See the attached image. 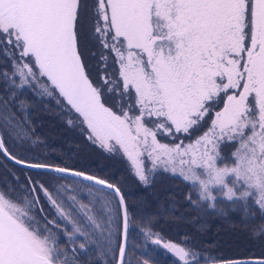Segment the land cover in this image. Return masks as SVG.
<instances>
[{"label": "snow or ice", "instance_id": "snow-or-ice-1", "mask_svg": "<svg viewBox=\"0 0 264 264\" xmlns=\"http://www.w3.org/2000/svg\"><path fill=\"white\" fill-rule=\"evenodd\" d=\"M86 53L103 66L99 82L90 78ZM0 55L10 62L11 73L0 72L6 83L38 85L42 95L78 114L88 140L122 154L142 183L162 171L196 189L200 202H213L210 208L218 195L243 201L245 223H254V236L264 235V222L255 224L256 216L247 211L257 208L264 221V0H0ZM14 87L0 96V129L26 143L31 133L12 111ZM206 119L210 124L201 135L187 144L179 140L199 131ZM158 135L179 142L161 143ZM230 146L225 156L223 149ZM0 153L16 164L103 186L85 185L90 195L95 192L89 205L69 196L65 206L62 185L54 195L39 182L17 189L4 181L0 264H81L80 255L91 260L89 251L94 264H131L126 261L129 210L119 187L84 172L19 159L3 134ZM38 191L58 219L72 226L71 232L64 229L68 240L84 238L79 249L60 248L53 230L60 228L57 220L37 214L43 213ZM121 219L123 242H116ZM144 235L155 236L151 243L180 264H199L193 250L165 242L150 228ZM205 264H264V258L206 257Z\"/></svg>", "mask_w": 264, "mask_h": 264}, {"label": "rangeland", "instance_id": "rangeland-1", "mask_svg": "<svg viewBox=\"0 0 264 264\" xmlns=\"http://www.w3.org/2000/svg\"><path fill=\"white\" fill-rule=\"evenodd\" d=\"M89 3H91V0H89ZM95 51L96 49L95 47H93L92 52ZM85 63L88 65V68L90 70V78L94 82H99V77L103 75V66L99 64L98 59L93 58L90 53H86ZM109 65H111V60L109 61ZM5 70L11 73L10 62L6 61L5 58L0 55V71L3 72ZM108 71H112L111 66L109 67ZM16 85H19L18 78L16 79ZM10 87L14 86H10L9 83H6L3 78L0 77V96L7 97ZM14 90L16 93L17 103L12 107V111L15 113L18 120L27 122L24 121L23 116L28 115V113L32 110V106L37 109L41 108L52 119L55 117L59 118V124H63L65 126V128L63 129L66 130L64 133H66L65 136L67 137H62L61 147L57 148L56 141L58 138L53 139L51 137L45 136V133H37L35 130H28L31 133V139L26 143H22L19 140L10 139L9 136L6 133H3L2 129H0V134L4 135L5 145L11 154L17 156V158L23 153H27V155L30 157L32 156V154H35L37 160L41 163H44L45 158L48 157H51L53 160L66 158L73 163H79L82 165L83 163L89 164L96 170L105 173L115 174L116 171H118L116 159L118 155L122 154L108 153L98 145L93 144L91 141L89 142L92 143L95 148L92 146L89 155L83 154L81 157L80 154L78 155V153H81V150H83L85 147L81 143H79L78 137L81 135L80 133H82V128L79 121L76 119L78 114L70 113L66 109L62 108L57 103L56 98L54 99L53 97L42 95L38 85L34 86L30 84L25 85L22 88L14 87ZM21 101L23 102V110L20 109ZM32 111L35 112L34 110ZM21 112H24V114H21ZM53 113L55 114V117ZM69 120L72 121L71 124H69ZM202 123L203 127L199 131L193 133L191 137L181 135L179 137V140H183L184 143L187 144L190 142V140H194L198 135H201L203 131L207 129V126L210 124V120L206 119ZM84 134L87 136L86 132H84ZM158 139L161 143L172 144L179 142V140L167 135H158ZM33 140L37 142L33 144ZM45 140H47V142H45ZM233 148L234 146L225 147L223 149V154L225 156L230 155V152L233 150ZM95 149L100 152L101 157L95 156ZM124 159L127 163L129 173L136 181L133 184L128 178L122 176L121 179L123 180L124 184L118 183L122 188L124 195H126L128 199L126 203L129 202L132 205L129 206L128 232L130 233V238L128 241V248L126 252V261H130L131 264H143L145 260L148 261V264H180L178 258L175 257L170 251L163 248L162 245L151 243V240L154 239L155 236L149 238L144 235V231L148 228H150L153 233H158L165 242L171 240L163 237V235H161V232L169 234V231L175 230L174 228H176L179 223H186L182 226H186L187 230L194 229L197 232L201 230L204 231L201 226L196 225L194 222L195 220H199V217L197 219L187 218L188 214L190 215V211L192 210L189 206L192 200L184 197L187 196L183 193L184 185L191 190L196 206H198L199 211L202 213L201 219H208L214 217L216 214H219L223 217H226L227 215L229 217L228 219H226L227 221H236L237 223L240 220L245 221V209L243 206V201H229L225 197L218 195L217 200L214 202L216 204V207L210 208L208 204L213 202H200L197 195V190L191 188L187 183L183 182L179 176H172L171 174L157 171L154 176L152 174H149V183L146 185L142 183L138 179V177L135 176L133 170L129 165V162L126 160V158ZM5 160L6 159L0 153V168L2 171H4L3 173L5 175L4 177V175H1L0 173V185H2L4 181H7L8 183L15 185L17 189L22 186L32 187L33 185L29 183V181L31 180L43 184L54 195L56 194V187L62 185L67 189L60 194V199L64 201L65 206L71 204V201L68 200L69 196H75L78 204L82 203L85 205H89V202L92 199V195H95V192L90 195L89 189L85 187V185H92L90 183L60 175L57 176L46 172L29 170L28 172H26L27 170L25 171L24 169L19 167L16 168L8 164V161L6 160V162ZM65 162L67 161L65 160ZM228 162L230 163V161ZM145 167L146 170L151 168V163L147 159H145ZM57 177L61 178L57 179ZM156 182H158V184H167L166 186H161L162 189H167V187L169 188L167 189V191H164V193L169 192L170 201H168L167 204L161 203L162 198L158 194L161 191H159V189L155 190ZM92 187L94 189H101V187L96 185H92ZM103 191L105 193L109 192L105 189H103ZM216 191L217 190H214V194L216 193ZM36 195L39 197V207L43 208V213L41 214L38 212L37 214L46 215L49 220H57V223L60 225L59 229H53L59 236L60 248L62 250H68L72 247L79 249V245L80 243L84 242V238L77 235L74 238L75 243L69 241L67 235L64 234V229L65 227H67L68 232H71L72 226L70 224H66V222L63 220L58 219L55 208L47 201L43 192L38 191ZM141 204L148 206L149 214H145L146 207H140ZM249 204H251V201H249ZM66 210H68L67 207ZM247 211L249 215H255L257 218L256 220H258V216H260V214L257 208L249 207ZM176 216L178 217L177 219H175ZM257 222L258 221H255V224ZM119 223L121 225V231L115 238L116 242H121L122 239V219L121 221H119ZM248 224L251 225L252 228H255L253 222H248ZM206 225L208 224H205V226ZM218 229L219 228L212 227L211 229L205 230V232L199 234V236L208 235L213 237L214 234L217 233ZM211 245H209V247L215 249L214 246L212 247ZM233 245L236 246V244ZM183 246L199 254V264H205L206 257L211 258L208 254H205V251H201L197 247H189L184 244ZM69 255L71 254L69 253ZM87 257H90L91 260L86 258L84 255H80L78 259L80 260L81 264H94V261L96 259L94 251H89L87 253Z\"/></svg>", "mask_w": 264, "mask_h": 264}, {"label": "trees", "instance_id": "trees-1", "mask_svg": "<svg viewBox=\"0 0 264 264\" xmlns=\"http://www.w3.org/2000/svg\"><path fill=\"white\" fill-rule=\"evenodd\" d=\"M31 108L35 112L31 110L28 113V115L23 116L24 121H27L26 122L27 129L35 130L37 133H45V136L51 137L53 139L58 138L56 141V145H57V148H60L62 137H67L65 136L66 133H64L66 130L63 129L65 128V126L63 124L61 125L59 124V118L55 117L54 113L53 114L55 118L52 119L41 108L37 109V108H34L33 106ZM21 114H24V112H21ZM80 134L81 135L78 137L79 143L85 146L84 149L81 150V153H78V155L80 154V157H81L83 154L89 155L93 144L89 142V140L87 139V136L84 134L83 131ZM45 142H47V140H45ZM95 153H96L95 156L101 157V154L99 151H97V149H95ZM18 158L24 159L25 161L29 160L27 161L29 163H35V162L41 163L40 161L37 160V157L35 156V154H32V156L30 157L27 155V153H23ZM65 160L67 162H65ZM116 162L118 165V171H116L115 174H112V173H105V172L96 170L93 166L89 164L83 163L82 165L79 163L70 162L66 158L64 159L60 158V159L53 160L51 157H48V158H45L44 160V163L51 164L55 167H66L70 170L84 172L85 174L93 175L101 179H105L109 183L115 184L117 187H119L121 189L122 194L124 195L123 190L119 185V184H124L121 177L124 176L128 178L133 184L136 181L133 179L132 175L129 173L127 163L122 155L117 156ZM7 163L17 168V166L9 162ZM3 172L4 171H2L0 168L1 175H4ZM26 172H28V170ZM53 175H56V174H53ZM157 185H158V188H157ZM166 185L167 184H161V183L158 184V182H156V186H155V190L159 189V191H161L158 194L162 198L161 203L163 204H167L168 201H170L169 192L164 193V191L165 190L167 191V189L169 188L167 187V189H162L161 187V186H166ZM183 193L184 195H187V196H184L185 198H189L191 196V200H192V202L189 205L192 210L190 211V215L188 214L187 218L197 219L199 217L200 219L195 220L194 222L196 225L201 226L204 229V231L201 230L197 232L194 229H190V228H188L190 230H187L186 226H182V225H185L186 223L185 224L179 223V225L176 228H174L175 230L169 231V234L161 232V235H163V237L175 243H179L182 245L184 244L189 247H197L201 251H205V254H208L211 258H214L215 261H219V262L229 261V260L264 258V235L254 236L253 232L255 231V228H252L251 225H249L248 223H245V221L243 220H240L238 223L236 221L235 222L227 221L226 219L229 218L227 215L226 217H223L222 215L216 214L214 217H211L208 219H201L202 213L199 211V208L198 206H196V203H194L195 200L193 199L191 190L184 185ZM124 198H125V202H127L128 199L126 195H124ZM126 205L128 207V210H129V206H132L131 203L129 202L126 203ZM142 206L146 207L145 214H149L148 206L141 204L140 207ZM236 216H239V215H236ZM177 218L178 217L176 216L175 219ZM256 221H258L256 224H260L264 222L260 220V216H258V220ZM205 224H208V225L205 226ZM212 227L219 228L217 233H215L213 237L208 236V235L199 236V234L205 232V230L211 229ZM194 233H198V234H194ZM129 238H130V233L128 232V241H129ZM233 244H236V246H234ZM209 245H211L212 247L214 246L215 249L209 247Z\"/></svg>", "mask_w": 264, "mask_h": 264}, {"label": "water", "instance_id": "water-1", "mask_svg": "<svg viewBox=\"0 0 264 264\" xmlns=\"http://www.w3.org/2000/svg\"><path fill=\"white\" fill-rule=\"evenodd\" d=\"M2 154V153H1ZM3 155V154H2ZM3 157L11 164L19 167V168H22L24 170H29V171H37V172H46V173H51V174H56V175H60V176H64V177H68V178H72V179H75V180H79V181H82V182H86V183H90L93 185V182L91 181H86L84 180L82 177H75V176H72L70 174H59V173H52V172H49V171H46L44 169H35V168H29L27 167L26 165H21V164H16L15 161L11 160V159H8L6 156L3 155ZM73 171V170H71ZM88 175V174H87ZM96 186H99V187H103V186H100V185H96ZM106 189V188H104ZM108 191H110L109 189H106ZM121 242H123V231H122V239H121ZM127 246H128V235H127ZM243 260H255V259H243ZM229 261H235V260H229ZM226 262V261H225Z\"/></svg>", "mask_w": 264, "mask_h": 264}]
</instances>
